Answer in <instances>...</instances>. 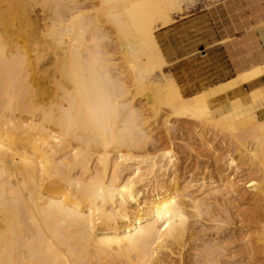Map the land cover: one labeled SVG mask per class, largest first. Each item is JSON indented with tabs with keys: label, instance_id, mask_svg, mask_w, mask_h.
Returning a JSON list of instances; mask_svg holds the SVG:
<instances>
[{
	"label": "bare ground",
	"instance_id": "bare-ground-1",
	"mask_svg": "<svg viewBox=\"0 0 264 264\" xmlns=\"http://www.w3.org/2000/svg\"><path fill=\"white\" fill-rule=\"evenodd\" d=\"M182 2L0 0V264H167L176 254L183 264L190 247L189 264L221 260L223 240L193 238L190 219L220 223L204 198L222 190L203 199L178 190L174 148L157 156L149 149L153 130L169 138L168 118L198 123L194 136L205 141L208 123L229 134L235 127L233 114L214 123L210 95L186 98L164 75L154 33ZM262 76L264 65L256 66L222 87L227 94ZM258 124L256 145L264 140ZM251 143L217 152L211 170L238 198L254 187L243 176L256 168L263 187L254 198L264 202V158L249 168L234 160ZM261 214L255 264H264Z\"/></svg>",
	"mask_w": 264,
	"mask_h": 264
},
{
	"label": "rangeland",
	"instance_id": "rangeland-1",
	"mask_svg": "<svg viewBox=\"0 0 264 264\" xmlns=\"http://www.w3.org/2000/svg\"><path fill=\"white\" fill-rule=\"evenodd\" d=\"M180 6L181 11L172 12V23L157 29L154 33L166 60L164 75L167 78L170 77L169 79H174L171 80L176 83L186 98L193 97L198 93L210 95L207 105L211 112L215 113L214 123L220 121L224 115L233 114L230 126L234 127L235 125L231 132L234 138L231 139L232 134H229L228 128L208 123V126L204 125L203 129L205 132L207 129V134L210 135L206 137V141L201 140L196 135L194 136L198 130L194 128L199 125L198 123L168 118L169 138H165L163 129L153 130L150 133L152 141L149 143V149L153 156H157L172 147L174 148L172 154L175 155L177 161L175 170L176 174L178 173L177 175L180 176L178 178L180 181L178 180L176 186L178 190L184 188V192L199 199L208 197L205 195L211 194V191L222 190V192L220 191L221 195H217L215 199L204 198L210 208L214 207L215 211L212 208V215L220 214L221 224L213 222L208 217L207 219L204 217L205 220L203 222H201L203 219L200 220V223H195L192 218L190 219L192 221L190 226L194 236L196 235L193 238H198L197 236L200 234L199 240L201 241L215 240L221 244L223 240L222 246L227 247L225 254L223 253L226 256L223 255L218 264L262 263V257L258 256L259 247L256 246L257 255L254 254L256 249L254 242L261 223L258 220H261V213L264 210V202L260 200L257 202V198H254L261 196L263 187L261 173L256 168L250 174L246 170L245 173L248 175H244L243 178L247 177L245 181L253 182L254 187L242 188V191L237 194V198L235 195L226 193L224 182L217 179L216 171L213 172L211 168L215 164L214 160H217V152L223 155L225 149H231L232 152L235 146L245 142L255 143L256 141L253 140V142L251 139L253 137L250 133L251 128H255L258 123L264 121L257 111L264 107V88L253 89L260 81L247 82L240 87L239 91L233 90L227 94L222 87V84L227 81L214 85L235 74L232 79L253 67L264 65V0H183ZM112 56L115 61L119 60L118 53L113 52ZM140 99L137 98L136 103H143L142 97ZM236 111L244 113H233ZM167 112L166 109L161 111L162 114H168ZM165 117L166 115L159 118L162 120ZM245 135L246 139L250 138V140L247 139L248 142L245 141ZM235 136L236 139L239 138V142ZM235 141L238 145L234 143ZM262 141V144L259 143L260 145H256L257 142L251 143L248 155L234 156V160L238 161L237 164L240 167L249 168L250 164L264 158V140ZM206 166L208 169L204 173ZM195 167L197 168L195 169ZM209 168L212 173L210 175ZM189 174L194 177H189ZM198 182L203 183L199 184ZM212 187H216V189L210 190ZM219 187L220 189H218ZM239 194H241L240 198L244 197L245 199H240ZM215 224L222 227L220 231L216 230ZM239 227L240 229L243 227V229L239 230ZM224 241L225 244L227 243L226 245L223 244ZM195 243H191L190 246L193 247ZM190 249L191 247L181 251L184 257L183 264L192 263L190 261L197 251L195 252L196 247L194 250ZM177 253L179 252L177 251ZM172 257L168 259L167 264H178V254Z\"/></svg>",
	"mask_w": 264,
	"mask_h": 264
},
{
	"label": "crops",
	"instance_id": "crops-1",
	"mask_svg": "<svg viewBox=\"0 0 264 264\" xmlns=\"http://www.w3.org/2000/svg\"><path fill=\"white\" fill-rule=\"evenodd\" d=\"M235 75H236V74H235ZM235 75L232 76L231 78H228V79H226V80H224V81H222V82H219V83H217V84H214V85H219V84H221V83H224V82H226V81L232 79L233 77H235ZM254 81H260V83L257 84L256 86H254L253 89L264 88V76H262V77H260V78H257V79H255V80H252V81H250L249 83H252V82H254ZM249 83H248V84H249ZM214 85H213V86H214ZM239 89H240V88L235 89L234 91L237 92V90L239 91ZM231 92H232V91H231ZM257 111H258V114L262 117V119H264V107H263V108H260V109L257 110Z\"/></svg>",
	"mask_w": 264,
	"mask_h": 264
}]
</instances>
